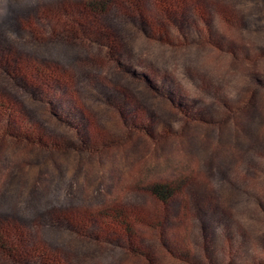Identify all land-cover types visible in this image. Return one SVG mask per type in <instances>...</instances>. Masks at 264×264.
I'll use <instances>...</instances> for the list:
<instances>
[{"label":"rangeland","instance_id":"rangeland-1","mask_svg":"<svg viewBox=\"0 0 264 264\" xmlns=\"http://www.w3.org/2000/svg\"><path fill=\"white\" fill-rule=\"evenodd\" d=\"M84 1L0 0V225L20 235L0 264H264V0H139L102 21ZM177 179L134 244L69 218L152 216L143 187Z\"/></svg>","mask_w":264,"mask_h":264},{"label":"trees","instance_id":"trees-1","mask_svg":"<svg viewBox=\"0 0 264 264\" xmlns=\"http://www.w3.org/2000/svg\"><path fill=\"white\" fill-rule=\"evenodd\" d=\"M84 10H86L89 15L95 17L98 21H102L104 18L108 19L110 14V9L114 6L122 5L128 6L135 11H142L139 0H85L84 1ZM122 9V7H121ZM169 16V15H168ZM114 23V21L112 20ZM188 181L186 179H177L171 181H160L153 182L143 187V190L147 192L159 205L161 208L160 213L153 214L152 216L129 210H121L115 206L108 205L102 209H99L95 212H92L90 215L84 214H74L72 217H69L73 220L75 226L84 227L87 225V218L95 219V221L103 226L108 232L112 234H119L123 237H127L131 242L132 240L136 242V229L139 226L146 225L152 227L155 231H158V228L164 226L163 221H159L161 218L164 219L165 215L169 211L171 205L180 201L184 194L188 191ZM201 200V199H200ZM197 205V204H196ZM59 218H54L56 224H61ZM161 222V223H160ZM11 226H1L0 225V250L6 253L10 257H19L20 250L15 244L20 237V235L15 234V229ZM164 236L165 231L159 230ZM11 235L16 236L14 242L11 239ZM186 234L184 232L172 231V237L170 243L173 246L177 247L181 254L185 257L189 255L188 253H183L186 251ZM166 237V236H165ZM132 243L134 244V242ZM174 242V243H173ZM139 245L133 246V250L143 253V250L140 249ZM45 264H51L50 258H43Z\"/></svg>","mask_w":264,"mask_h":264}]
</instances>
